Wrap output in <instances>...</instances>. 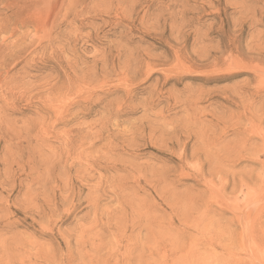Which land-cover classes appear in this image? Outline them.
Returning a JSON list of instances; mask_svg holds the SVG:
<instances>
[{
	"label": "rangeland",
	"instance_id": "374dc122",
	"mask_svg": "<svg viewBox=\"0 0 264 264\" xmlns=\"http://www.w3.org/2000/svg\"><path fill=\"white\" fill-rule=\"evenodd\" d=\"M0 264H264V0H0Z\"/></svg>",
	"mask_w": 264,
	"mask_h": 264
}]
</instances>
